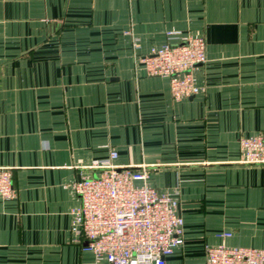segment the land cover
<instances>
[{"label":"crops","instance_id":"crops-1","mask_svg":"<svg viewBox=\"0 0 264 264\" xmlns=\"http://www.w3.org/2000/svg\"><path fill=\"white\" fill-rule=\"evenodd\" d=\"M189 36L206 60L191 70L199 91L176 100L140 58ZM251 135L264 136V0H0L13 190L0 196V264H106L73 229V183L105 160L145 168L177 200L182 244L166 264L264 248V162H242L238 144Z\"/></svg>","mask_w":264,"mask_h":264},{"label":"built area","instance_id":"built-area-1","mask_svg":"<svg viewBox=\"0 0 264 264\" xmlns=\"http://www.w3.org/2000/svg\"><path fill=\"white\" fill-rule=\"evenodd\" d=\"M168 35L171 39L174 33ZM205 60L202 36L166 41L140 58L147 74L168 79L176 100L199 91L191 70ZM238 144L242 162H264V136H241ZM114 157L112 151L110 158ZM93 168L94 174L73 183L80 201L73 229L84 239L82 249L106 264H166V257L182 244L177 200L150 185L143 167L105 160L93 162ZM12 192L10 170L0 167V196L9 197ZM192 264H264V248L208 246L203 260Z\"/></svg>","mask_w":264,"mask_h":264}]
</instances>
